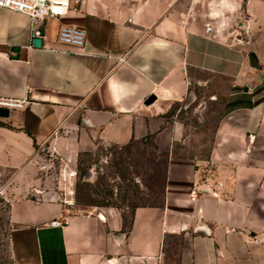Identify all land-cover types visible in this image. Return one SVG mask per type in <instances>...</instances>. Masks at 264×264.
I'll return each instance as SVG.
<instances>
[{"label":"crops","instance_id":"obj_1","mask_svg":"<svg viewBox=\"0 0 264 264\" xmlns=\"http://www.w3.org/2000/svg\"><path fill=\"white\" fill-rule=\"evenodd\" d=\"M178 2L72 0L66 15L42 23L41 48L31 18L0 8V100L24 101L0 118L1 167L24 168L47 142L70 164L148 137L166 156L144 160L158 203L73 211L38 190L12 203L13 264H264V65L220 36L230 20L219 11L195 19ZM62 25L84 28L85 46L59 43ZM203 76L229 87L199 157L185 128L163 116L190 99L192 82L206 85Z\"/></svg>","mask_w":264,"mask_h":264},{"label":"rangeland","instance_id":"obj_2","mask_svg":"<svg viewBox=\"0 0 264 264\" xmlns=\"http://www.w3.org/2000/svg\"><path fill=\"white\" fill-rule=\"evenodd\" d=\"M179 3L180 9L195 19L201 20L207 13L219 11L222 19L230 20L227 27L220 29V36L254 53L264 65V0H182ZM202 79L206 85L192 82L190 99L171 105L163 117L169 125H182L183 141L189 144L188 149L199 157H206L228 107V97L219 92L227 89L229 83L211 76ZM0 126L8 124L0 122ZM35 148L36 156L24 168L0 166V264H13L11 205L35 190L62 198L73 211L105 207L133 209L161 200L160 185L152 178L150 168L144 166V160L160 157L163 163L166 156L164 150L158 151L150 137L142 145L123 148L101 145L93 152L81 154L73 164L53 153L49 142L35 144ZM161 171L160 182L163 167Z\"/></svg>","mask_w":264,"mask_h":264},{"label":"built area","instance_id":"obj_3","mask_svg":"<svg viewBox=\"0 0 264 264\" xmlns=\"http://www.w3.org/2000/svg\"><path fill=\"white\" fill-rule=\"evenodd\" d=\"M71 2L72 0H0V8L24 14L31 18L34 24V40L44 37L42 23L50 19L59 20L60 17L66 15L71 9ZM207 33L212 34L213 28L208 27ZM86 38L85 29L77 26L62 25L57 35L59 43L77 49L85 46ZM262 80L264 82V76ZM23 107L24 101L0 100V108L3 109L22 110ZM50 225L52 228H56L62 226L63 223L54 220Z\"/></svg>","mask_w":264,"mask_h":264},{"label":"water","instance_id":"obj_4","mask_svg":"<svg viewBox=\"0 0 264 264\" xmlns=\"http://www.w3.org/2000/svg\"><path fill=\"white\" fill-rule=\"evenodd\" d=\"M43 44L42 39H34L33 40V47L34 48H41ZM253 58L255 60L256 56L255 54H253ZM157 100L156 96L151 95L149 98H147L145 105L147 107H150L151 105H153L155 103V101ZM9 117V111L7 109H0V118H8ZM199 233H204L202 230H199Z\"/></svg>","mask_w":264,"mask_h":264}]
</instances>
